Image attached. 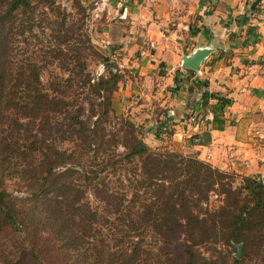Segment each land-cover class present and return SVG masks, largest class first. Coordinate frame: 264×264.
<instances>
[{
    "label": "trees",
    "instance_id": "trees-1",
    "mask_svg": "<svg viewBox=\"0 0 264 264\" xmlns=\"http://www.w3.org/2000/svg\"><path fill=\"white\" fill-rule=\"evenodd\" d=\"M66 21L54 0H6L0 9V246L7 233L21 240L0 249V264H264L261 177L152 149L124 117L108 139L104 124L120 81L111 69L93 77L83 63L76 71L65 64L68 76L43 83L44 65L18 60L28 36L56 26L55 44L42 60L60 61L74 31ZM75 84L87 117L78 95L65 97ZM209 98L216 100V130L230 101ZM8 114L14 116L3 130ZM210 195L218 198L213 208ZM180 236L174 254L168 246ZM216 245L237 252L240 246V256H216Z\"/></svg>",
    "mask_w": 264,
    "mask_h": 264
},
{
    "label": "crops",
    "instance_id": "crops-1",
    "mask_svg": "<svg viewBox=\"0 0 264 264\" xmlns=\"http://www.w3.org/2000/svg\"><path fill=\"white\" fill-rule=\"evenodd\" d=\"M126 5L142 20L149 48L137 52L138 64L118 63L120 100L129 115L136 108L132 117L139 118L141 134L167 143V150L189 149L221 171L256 176L264 170V0H127L122 16ZM144 5L152 7L149 14ZM200 47L213 53L198 76L177 68ZM136 74L139 89L125 81ZM212 94L230 101L216 130Z\"/></svg>",
    "mask_w": 264,
    "mask_h": 264
},
{
    "label": "rangeland",
    "instance_id": "rangeland-1",
    "mask_svg": "<svg viewBox=\"0 0 264 264\" xmlns=\"http://www.w3.org/2000/svg\"><path fill=\"white\" fill-rule=\"evenodd\" d=\"M56 5H59L61 9L65 11V13L68 15V21H66V27L73 28V32L71 33L70 39L68 40L66 45H63V52L60 56L59 60H47V62L44 64L42 58L46 55L48 52V48L50 49L53 44H55V37H56V26H50L51 28H48L49 30L45 32V35H42L41 32H38L35 30L32 35L28 36L23 44L21 43L19 45V61L26 62L28 60L36 61L38 62V65H44L42 68H40V76L41 81L43 83H47L48 81L55 79L56 77L59 78L63 75H69V72L65 70L66 68L64 65H67V68L70 69V71H76L79 70L80 66L78 63H83L85 71L89 73L93 77L98 76H106L108 69H111L112 71L117 70L118 63H125L127 66L132 65V63H139L137 56V52L141 51H149V48L146 46L145 42L142 39V33L145 31L143 28H141V21L140 19H137L135 17L134 12L129 10V7L124 6L125 9L123 16L121 15L122 9L118 11L117 5H120L119 7H123V4L126 3L127 0H105L107 2V6L104 9H100V1L101 0H54ZM148 3L153 4L155 0H147ZM6 0H0V9L4 7ZM80 4L83 10H85L84 14L82 13V10H78L75 5ZM154 6V5H152ZM96 8H99L96 11ZM143 8H146L142 10L143 12H146L149 14L151 12L150 9L152 7L144 5ZM117 10V15L115 16V11ZM96 11V12H95ZM129 11L131 12V16L129 14ZM168 13L171 11L168 10ZM175 11H173L174 13ZM172 13V15H173ZM120 15L122 16V20H120ZM74 23V24H71ZM54 29V32H53ZM85 35L88 36V40L86 39ZM49 46V47H47ZM77 57V60L75 59ZM108 59L109 62H104L103 60ZM108 64V65H107ZM181 62L177 63V68L180 69ZM203 65V64H202ZM201 65V66H202ZM200 66V67H201ZM40 67V66H39ZM77 67V68H76ZM182 68V67H181ZM199 71V70H198ZM194 73L197 74V71H194ZM198 76V74H197ZM154 80V85H157L160 81L157 80L155 76L150 77ZM125 81H128L130 84L133 85V87H138L139 89V77L138 75H132L128 76V79ZM157 86H155L152 90V93H155V89ZM118 84L116 85L115 92L112 95L111 103H112V112L107 118V121L105 122V131L108 135V139L111 138L112 135L115 134L117 130V123L118 118L124 117L128 119L131 123H134L135 126H141L140 120L137 117V120L132 117L133 114H135L137 111L136 108L131 111V114H128V104L121 102L120 100L121 92L119 93L118 90ZM149 90H147L148 93L151 92V88L148 87ZM118 91V92H117ZM125 92V90H124ZM77 95L80 97V99L83 96V92L81 89L77 88L76 84L74 85L73 90H69V92L66 94L65 97H75ZM78 99V98H77ZM78 100L83 105L85 111L83 113L84 117H87L90 115L89 112V106L86 103L85 100ZM134 101V99H133ZM126 104V105H125ZM14 115L8 114L6 118L4 119V122L2 124L3 130L6 129L9 119L13 117ZM18 117V116H16ZM128 117H130L134 122H132ZM135 126L136 133L139 137L142 138L144 143H146L150 148L152 149H166L167 143L165 142H154V139L152 136H144L143 133L137 129ZM144 132L147 130V128L143 127ZM175 142L177 140H174ZM175 144V143H174ZM63 147H67V145H64ZM111 147V146H110ZM180 147L177 143V148ZM114 147H111L110 151ZM167 150V149H166ZM167 151H173V152H180L178 149H168ZM187 153H182L184 155H191L195 156V153L191 152V150H183ZM207 153V152H205ZM198 154V152H197ZM210 155V154H209ZM206 157V156H205ZM205 163H208L206 161H203ZM210 164V163H208ZM212 167V164H210ZM246 171V170H244ZM229 174H235L238 176H248L244 172H241L238 170V172H235L232 169H229L227 171H224ZM241 172V173H239ZM255 177H261L262 180H264V170H262L259 174H257ZM13 180L10 178H7L6 183L11 185ZM239 179L235 182L236 185L239 184ZM9 190L11 188L9 187ZM24 192L20 193H13V196L21 197L24 195ZM209 207L213 208L218 205V198L215 195H210L209 197ZM4 239H6V246L9 248L17 246L18 243L21 241L20 239H15L12 234L7 233L3 236ZM180 239H174L168 246V248L172 251V253L177 254L179 253V247L177 246V243L180 242ZM146 241H150L149 238H146ZM166 243V242H165ZM160 239L158 245L162 246L165 245ZM4 244L0 246V249H5L6 247ZM157 247V245H156ZM216 248L215 251H211L214 253V255L218 256L219 253L226 254L227 257L233 258L237 251L236 249L233 250L229 247H226L224 245H216L213 246ZM22 249V248H21ZM201 253L204 255H209L207 252H205L204 249H200ZM17 252H19V248H17ZM209 253V252H208ZM242 253V252H241Z\"/></svg>",
    "mask_w": 264,
    "mask_h": 264
},
{
    "label": "water",
    "instance_id": "water-1",
    "mask_svg": "<svg viewBox=\"0 0 264 264\" xmlns=\"http://www.w3.org/2000/svg\"><path fill=\"white\" fill-rule=\"evenodd\" d=\"M213 53L212 48L200 47L197 48L192 54L185 55L181 58V67L191 71H198L204 60ZM240 246L236 257L240 256Z\"/></svg>",
    "mask_w": 264,
    "mask_h": 264
},
{
    "label": "built area",
    "instance_id": "built-area-1",
    "mask_svg": "<svg viewBox=\"0 0 264 264\" xmlns=\"http://www.w3.org/2000/svg\"><path fill=\"white\" fill-rule=\"evenodd\" d=\"M107 6V2L105 1V0H101L100 1V9H104L105 7ZM120 5H117V8H118V11H119V9H121L122 8V5H121V7H119ZM99 8H96V11L98 10ZM95 11V12H96ZM115 14L117 15V10H116V12H115ZM263 19H264V14H263ZM180 68H181V66H180ZM120 69H121V66L118 64L117 65V70H114L113 72L114 73H120ZM197 74L199 75V71H197Z\"/></svg>",
    "mask_w": 264,
    "mask_h": 264
}]
</instances>
